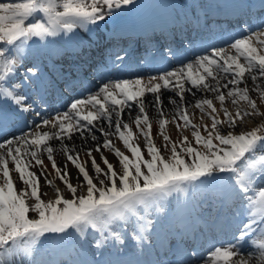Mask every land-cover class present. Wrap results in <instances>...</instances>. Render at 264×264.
I'll use <instances>...</instances> for the list:
<instances>
[{
    "label": "snow or ice",
    "instance_id": "snow-or-ice-1",
    "mask_svg": "<svg viewBox=\"0 0 264 264\" xmlns=\"http://www.w3.org/2000/svg\"><path fill=\"white\" fill-rule=\"evenodd\" d=\"M126 6L135 8L136 0L0 2V264H193L197 251L173 247L170 241L176 235L194 234L204 222L235 232L225 246H213L217 264H233V257L247 264L242 258L246 243L253 248L249 255L264 257V241L259 248L252 243L257 234L264 235V124L234 132L236 127L243 129L245 117L264 115L260 112L264 40H256L259 48L253 43L260 34L257 30H264V16L255 28L241 24L242 35L230 36L224 41L227 47L208 45L207 55L196 57L195 68L190 62L151 75L146 82L141 76L114 82L111 76L102 77L106 82L97 90L79 93L63 104V111L45 110L48 97L59 91L43 70L42 60L53 55L56 43L47 38L79 28L89 40L79 33L69 39L79 48H90L98 39L94 33L100 23ZM194 19L211 29L207 13ZM128 55L123 49L110 54L117 71ZM163 55H174L171 47ZM142 62H148L147 55ZM227 76L232 78L221 83ZM74 86L68 77L64 91ZM193 89L201 96L214 94L224 118L212 99H196L194 107L201 112L208 109L211 123H193V105L185 102V92L194 95ZM164 92L173 93L168 97L170 109L164 107ZM146 97H151L147 104ZM229 99L233 104L246 102L250 110L229 112L225 106ZM133 105L147 158L123 120L124 115L133 120ZM147 106L155 109L167 156L154 145ZM166 112L172 113V121ZM170 122L178 131L182 126L193 128L194 139L183 136L179 143L173 142L166 132ZM107 129L122 141L125 151L115 146ZM74 138L79 145L64 143ZM52 141L61 148H54ZM58 151L64 155L59 164L54 155ZM105 151L118 158L119 169ZM93 153L99 154V162ZM69 163L76 170L74 176ZM41 180L43 187L54 190V198H43ZM57 181L64 185L63 191ZM185 189L192 190L187 199H167ZM205 208L207 215L202 212Z\"/></svg>",
    "mask_w": 264,
    "mask_h": 264
},
{
    "label": "bare ground",
    "instance_id": "bare-ground-1",
    "mask_svg": "<svg viewBox=\"0 0 264 264\" xmlns=\"http://www.w3.org/2000/svg\"><path fill=\"white\" fill-rule=\"evenodd\" d=\"M0 2H7V0H0ZM260 34L256 37H254L253 39V43L256 44V40L259 39V40H264V30L262 31H259ZM256 46L259 48L260 45L259 44H256ZM230 53L232 55H235V50H230ZM243 62V60H242ZM195 63V62H194ZM195 68V66H194ZM231 78L229 76H227L225 79H223L221 81V83H225L227 82V80H230ZM246 81H251L250 79H246ZM193 92H194V95H190L187 91L185 92V102L186 103H191L193 106L190 108V111L195 113L194 117H193V123L197 124V125H200L201 123H205V124H208L210 126V119L209 117L207 116L206 113L204 112H200L199 109L195 108L194 107V104H195V100L196 99H204L206 97H210L212 100H213V104L216 106V108L218 110H220V118L223 119V111L221 110V105L219 104V102L217 101L215 95L213 94H207L206 96H201V93L200 91H196L195 89H193ZM173 93L171 92H164L163 93V98H164V107L165 109H170L172 106L168 104V97L169 96H172ZM151 97H146V104H147V101L150 100ZM259 101V100H258ZM240 103V102H239ZM259 103V102H257ZM177 104H179V101H177ZM261 102L259 103V106H260ZM134 107L131 109V115L133 117V120H130L128 115H124L123 116V120L128 122L130 124V126L132 127L133 129V132L135 133V139H134V142L135 143H138L141 150L144 152L145 154V158H147V147H146V140L145 138L140 134V132L138 131V129L136 128V125L134 123V117L137 115V108L135 105H133ZM225 106H230L232 107L231 109H229L228 111L235 114V112L237 110H244V109H248V106L246 107H237V106H234L233 103L231 102V100H226V103H225ZM260 108L264 111V106H260ZM147 112H148V115H149V118L150 120L152 121V132H151V135H152V138H153V142H154V145L156 147H161V150H162V153L167 156L169 155V153L165 152L164 149L162 148V145H163V139H162V136H160L158 134V117L156 116V113H155V109L151 106H147L146 108ZM250 110V109H248ZM127 112V109L125 110ZM205 111L207 112L208 109H205ZM166 116L167 118L172 121L173 119V115L171 112H166ZM201 117L203 119H201ZM113 119L115 120V117H113ZM256 119V121H254L253 119H248V120H245V124H244V127L243 129L241 127H236L234 129V132L235 133H239L240 131L244 130V131H248V130H251L253 127H259L260 124H264V115H260L259 118H254ZM239 124V121L237 122ZM182 124V122H181ZM143 126V125H142ZM224 127H227V125H224ZM44 130V129H42ZM109 132H110V136L109 138L112 139L113 143L115 144V146L117 148H120L121 151H125V148L123 146V143L122 141H120L118 139V137L114 134H112V130L111 129H107ZM194 129L191 128V127H187V128H183L182 126V130L178 131L177 130V127H176V124L175 122H170L167 126H166V132L167 134L170 136L171 140L173 142H176V143H179L183 136H188L189 137V140H193V136H192V133H193ZM200 131H201V134H205L204 133V129L203 127L200 128ZM154 136V137H153ZM65 144H69V146H72V144H75V145H79L80 144V141L79 140H76L75 138L73 139L72 142H69V141H64ZM52 146L56 149H60L61 148V145L56 142V141H52ZM77 151H80V148L77 147L76 149ZM126 155H130V153L128 152H125ZM55 155V158L59 163H61L63 160H64V155L62 152H57V153H54ZM93 155L96 156V159H97V162L100 161V156L99 154H96V153H93ZM104 155H106L109 159L110 162H112L114 165H116V161H117V157L109 152V151H105L104 152ZM81 158L84 159L85 156H84V152L81 151ZM45 164H47L49 166V170H51V165L49 163V161L47 159H45ZM117 168L119 169V165H116ZM9 167L11 168L12 165L9 164ZM68 171L69 173L73 174V176L75 175V168L73 167L72 164H68ZM57 183V186L60 187V189L63 191L64 190V185L61 184L59 181L56 182ZM43 184H44V181L41 180V191L46 193V195L43 197L45 200L49 199V198H54L53 196V189L52 188H45L43 187ZM16 187L19 189L21 187V185L19 184V182L16 183ZM205 244V243H204ZM252 250L250 251H253V248H251ZM235 258H238L239 260L241 259V257H235ZM234 258V259H235ZM245 261H247V264H259V263H264V257L260 256L258 253L257 254H254V255H248V254H245L243 255L242 257ZM233 260V258H232ZM211 263H217L216 262V259L215 258H212L210 259L208 262L204 263V264H210ZM197 264H200V263H197Z\"/></svg>",
    "mask_w": 264,
    "mask_h": 264
},
{
    "label": "rangeland",
    "instance_id": "rangeland-1",
    "mask_svg": "<svg viewBox=\"0 0 264 264\" xmlns=\"http://www.w3.org/2000/svg\"><path fill=\"white\" fill-rule=\"evenodd\" d=\"M230 78H232L231 76H229ZM246 84H247V86H249L250 88L251 87H253V85H252V82L251 81H246ZM245 85H240V87H244ZM214 95V94H213ZM250 95H252L253 96V98H256V94L254 93V92H250ZM206 98H208V99H211L210 97H206ZM257 102H259L260 103V101H258L257 100ZM259 103H257L258 104V106H259ZM234 106H237V107H240V106H242V107H246V106H248L247 104H246V102H240V103H238V104H233ZM227 107V109L229 110V109H231L232 107H230V106H226ZM200 111V110H199ZM201 112V111H200ZM260 112L261 113H264V111L260 108ZM204 113H207L206 111H204ZM260 117V115L259 114H255L254 116H251V117H245L244 118V120H248V119H253L254 121H256V119H254V118H259ZM203 135V134H202ZM154 137V136H153ZM193 146H195L194 144H193ZM102 167H103V165H101ZM78 195L79 194H81V192H80V190H78V193H77ZM31 214V213H30ZM32 215V214H31ZM264 241V240H263ZM249 255V254H248ZM250 256V255H249ZM233 261V264H239V259L238 258H235V259H233L232 260ZM259 264H264V263H259Z\"/></svg>",
    "mask_w": 264,
    "mask_h": 264
}]
</instances>
